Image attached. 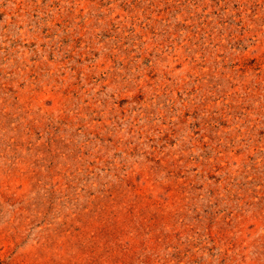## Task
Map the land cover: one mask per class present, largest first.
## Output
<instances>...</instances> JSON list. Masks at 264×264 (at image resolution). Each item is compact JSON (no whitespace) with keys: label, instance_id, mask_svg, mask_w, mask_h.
Returning a JSON list of instances; mask_svg holds the SVG:
<instances>
[{"label":"rangeland","instance_id":"374dc122","mask_svg":"<svg viewBox=\"0 0 264 264\" xmlns=\"http://www.w3.org/2000/svg\"><path fill=\"white\" fill-rule=\"evenodd\" d=\"M0 264H264V0H0Z\"/></svg>","mask_w":264,"mask_h":264}]
</instances>
